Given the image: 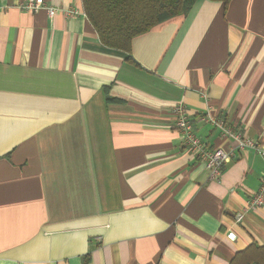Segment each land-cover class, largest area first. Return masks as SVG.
Here are the masks:
<instances>
[{
  "label": "crops",
  "instance_id": "0c3cea01",
  "mask_svg": "<svg viewBox=\"0 0 264 264\" xmlns=\"http://www.w3.org/2000/svg\"><path fill=\"white\" fill-rule=\"evenodd\" d=\"M26 1L0 0V264H231L264 244V156L212 179L173 112L209 147L230 140L206 115L264 143V0H197L130 53L82 0Z\"/></svg>",
  "mask_w": 264,
  "mask_h": 264
},
{
  "label": "trees",
  "instance_id": "16d2710c",
  "mask_svg": "<svg viewBox=\"0 0 264 264\" xmlns=\"http://www.w3.org/2000/svg\"><path fill=\"white\" fill-rule=\"evenodd\" d=\"M197 0H82L84 11L107 46L131 51L134 37L178 15H186ZM225 5L231 0H218ZM89 257L84 264H88ZM231 264H264V244L252 243Z\"/></svg>",
  "mask_w": 264,
  "mask_h": 264
},
{
  "label": "built area",
  "instance_id": "2783aa9c",
  "mask_svg": "<svg viewBox=\"0 0 264 264\" xmlns=\"http://www.w3.org/2000/svg\"><path fill=\"white\" fill-rule=\"evenodd\" d=\"M20 8L26 11L47 8L51 14L55 12V9L46 5L45 0H27L20 5ZM173 112L175 115L174 126L180 132L185 148L192 157L204 163L212 179L219 180L221 178L226 160L238 152L252 149L264 156L263 142L233 127L223 117L203 116V120L217 129L223 138L230 140V144L226 146L209 147L196 133L192 118L183 104H175ZM262 205H264V178L257 192L249 200L250 207ZM243 219L244 214L238 213L235 217V224L241 223ZM227 237L230 240H236L237 233L233 227L228 231Z\"/></svg>",
  "mask_w": 264,
  "mask_h": 264
}]
</instances>
